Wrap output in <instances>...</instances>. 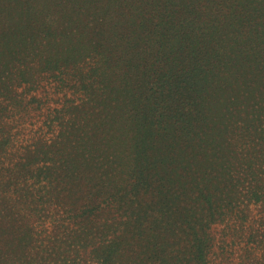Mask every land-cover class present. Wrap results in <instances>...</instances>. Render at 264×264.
Here are the masks:
<instances>
[{
    "label": "trees",
    "instance_id": "obj_1",
    "mask_svg": "<svg viewBox=\"0 0 264 264\" xmlns=\"http://www.w3.org/2000/svg\"><path fill=\"white\" fill-rule=\"evenodd\" d=\"M99 2L0 0V164L20 157L10 175L114 200L118 224L89 203L97 264H208L213 224L235 215L219 178L239 166L264 201V0H177L169 17L143 7L135 26L89 28ZM42 83L82 99L38 116L21 149L7 127L22 117L5 114L40 104L30 93ZM7 200L0 264H31L24 204ZM260 228L250 238L264 252Z\"/></svg>",
    "mask_w": 264,
    "mask_h": 264
},
{
    "label": "rangeland",
    "instance_id": "obj_2",
    "mask_svg": "<svg viewBox=\"0 0 264 264\" xmlns=\"http://www.w3.org/2000/svg\"><path fill=\"white\" fill-rule=\"evenodd\" d=\"M107 1L112 2L111 7L116 5L112 13L104 12L106 7L104 4ZM176 1L100 0L97 16H86V22L89 28L95 26L97 21L100 22V18H107L124 28L125 24L135 21L136 23L133 24L135 26L141 19L137 11L143 7L148 11L151 10V6L157 7V10L150 12L157 17L161 16V13L169 17V10L165 7ZM146 16L148 17V14ZM32 95L40 100V104L33 102L34 104L29 108L11 112L9 107L5 114L15 115V118L22 117L7 127L13 136L19 137L20 143H16V146L21 149L29 143L24 139L32 137L34 131L40 127L38 116H42L43 119L50 113L64 111L61 110L63 106L76 105L82 99L79 93H74L71 88L66 87L64 90L56 91L52 85L43 86V83L37 87L36 92L30 93L31 97ZM47 137L50 135L47 134ZM19 160L20 157L11 163H5V166L0 164V169L4 167L0 170L2 173L0 174V209L8 202L7 199H10V205L17 201L24 204L19 207L20 211H16L22 214L21 218L25 221L23 223L28 225L24 232H27L32 239L28 237L32 242L30 245L34 248L31 264H97L89 258L88 252L86 253V249L88 250L92 244V239L89 237L96 233L105 216L111 224H118L123 212H120L114 200L107 196L100 197L94 193L93 200L91 193H81L79 188H75V192L71 193H53L48 190L51 179L45 180L43 178L46 177L45 174H41L43 177H39L36 173L24 176L22 168H16L15 171L19 172L10 175L6 168L15 165ZM242 173L243 170L239 166H233L231 174L219 178V189L222 194L218 197L223 199L224 208L235 215L228 220L225 218L224 221L213 224L210 231L213 239L208 264H264V252L250 238V235H253L256 239H260L259 235L263 231L260 226L264 223V201L251 199L249 182L243 178ZM93 201L96 205V214L101 215V220L88 212L91 207L89 203ZM92 228L94 231H91Z\"/></svg>",
    "mask_w": 264,
    "mask_h": 264
}]
</instances>
